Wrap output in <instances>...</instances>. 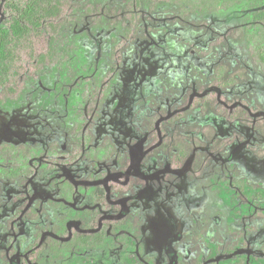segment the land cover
Segmentation results:
<instances>
[{"label":"rangeland","instance_id":"obj_1","mask_svg":"<svg viewBox=\"0 0 264 264\" xmlns=\"http://www.w3.org/2000/svg\"><path fill=\"white\" fill-rule=\"evenodd\" d=\"M139 1L70 0L59 61L0 99V264H264L253 2Z\"/></svg>","mask_w":264,"mask_h":264},{"label":"trees","instance_id":"obj_2","mask_svg":"<svg viewBox=\"0 0 264 264\" xmlns=\"http://www.w3.org/2000/svg\"><path fill=\"white\" fill-rule=\"evenodd\" d=\"M130 11L140 8L139 0H128ZM132 1V3H131ZM157 1V0H156ZM181 11L215 10L245 0H170ZM255 10L250 15L252 29L248 31L253 57L264 65V0H251ZM70 0H3L4 16L0 25V99L17 92L22 73L30 67L39 71L42 67L57 63L60 59V27ZM134 14H129L133 22ZM43 43L44 49L38 46ZM29 65V66H27ZM32 65V66H30ZM76 132L81 124L74 122ZM75 131V130H74ZM13 166L6 170L10 178L29 174L32 163L19 149H12ZM95 194H101L98 188ZM118 221H115L117 223ZM111 238L105 229L78 233L73 240L87 247H101Z\"/></svg>","mask_w":264,"mask_h":264}]
</instances>
